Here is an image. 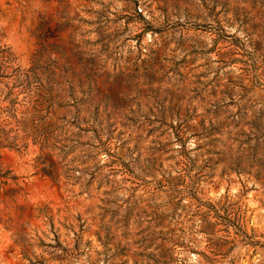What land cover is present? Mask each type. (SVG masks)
Masks as SVG:
<instances>
[{"label":"rangeland","instance_id":"rangeland-1","mask_svg":"<svg viewBox=\"0 0 264 264\" xmlns=\"http://www.w3.org/2000/svg\"><path fill=\"white\" fill-rule=\"evenodd\" d=\"M0 264H264V0H0Z\"/></svg>","mask_w":264,"mask_h":264},{"label":"trees","instance_id":"trees-1","mask_svg":"<svg viewBox=\"0 0 264 264\" xmlns=\"http://www.w3.org/2000/svg\"><path fill=\"white\" fill-rule=\"evenodd\" d=\"M6 175H8V173L7 172L4 173V171L0 169V178L1 177L5 178Z\"/></svg>","mask_w":264,"mask_h":264}]
</instances>
